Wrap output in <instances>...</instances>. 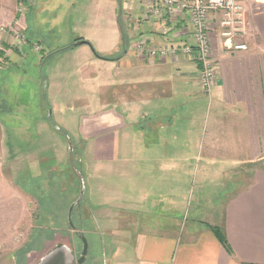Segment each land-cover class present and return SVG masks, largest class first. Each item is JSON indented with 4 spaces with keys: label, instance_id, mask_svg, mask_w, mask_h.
<instances>
[{
    "label": "crops",
    "instance_id": "crops-1",
    "mask_svg": "<svg viewBox=\"0 0 264 264\" xmlns=\"http://www.w3.org/2000/svg\"><path fill=\"white\" fill-rule=\"evenodd\" d=\"M45 1L0 0L1 10L11 9L4 17L15 36L0 67L44 52L27 34L31 25L53 24L55 10L71 17L82 8L90 25L106 23L101 50H94L101 58L81 43L91 45L83 35L56 51L46 93L66 129L79 123V134L68 133L100 264H264V0L249 7L247 50L226 47L211 22L218 78L209 94L194 57L151 60L137 51L143 41L192 45L187 18L163 35L147 15L149 0ZM64 57L73 68L56 74ZM21 116H0V244L14 242L36 200L28 187L50 184L72 159L67 144L49 136L45 118ZM9 129L17 131L11 144ZM77 186L74 180L62 189L71 198ZM8 255L0 264H16Z\"/></svg>",
    "mask_w": 264,
    "mask_h": 264
},
{
    "label": "rangeland",
    "instance_id": "rangeland-1",
    "mask_svg": "<svg viewBox=\"0 0 264 264\" xmlns=\"http://www.w3.org/2000/svg\"><path fill=\"white\" fill-rule=\"evenodd\" d=\"M42 1L43 3H47L45 0ZM18 9H15L16 13H19ZM81 9L74 13V17L69 16L72 12L55 10L52 13V18H48L53 24L49 23L45 27H37L30 24L31 29L27 34L28 39L33 47L39 44L44 52H31L30 57L19 66L13 65L10 62L0 67V104L2 102L8 104V107L3 106L8 112L2 111L0 112V116L7 115L8 117H13L22 115L21 117L27 118L26 121L30 119L32 121L38 120L40 117L45 118L52 130L49 136H52L53 139L55 137L59 138L61 142H64V145L67 144V152H71L70 146L74 147V140L68 131H71L74 135L79 134V123H70V130L68 128L67 130L66 123L59 121V117H61L60 112L56 110L55 113L54 106H50V100H47L46 95L48 90V71H50L51 66L52 68L55 67V63L57 62L55 58L56 51L67 47L71 43V40L74 39V35L87 37L91 41V49L99 51L101 50L100 39L108 28L106 23L99 24V26L90 25L91 13ZM65 13H67L68 17L64 21L60 20L57 22V20H53ZM4 14L9 16L11 9L7 11L0 9V63L5 62V52L12 45L10 44V40L15 37L12 26L5 22L7 18L4 17ZM121 16L123 17V14ZM4 38L7 39L6 42L8 43L4 41ZM102 44L105 45L106 43L102 42ZM82 48L88 49L87 46H82ZM73 63L74 60L72 58L64 57L60 60V66L57 67L56 74H58L60 68L71 70ZM51 73L53 74V71ZM68 116L67 114L64 117L68 118ZM31 124L33 125V123ZM9 125H13L17 129L24 126V123H9ZM25 125L27 124L25 123ZM7 132L6 141H9L11 144L13 136L17 131L12 132L9 129ZM18 135L17 137L19 138ZM16 145L18 144L16 143ZM71 155V161L66 163V165H63V163L60 168L62 169L61 172H58L57 177L60 176L59 180L55 175H52L50 184L46 182L45 187L38 185L41 181L35 183V186L28 187V192L35 194L36 200H33L34 202L28 205V213L21 222L14 242L0 244V258L5 260L9 256L8 254L12 253L16 264H39L46 255L56 248L65 245L72 250L75 257L74 264H77V260L80 258L82 252V243L76 233L83 232L90 240L89 258L83 264H94L90 261V258L95 252L93 249L97 240L93 234L95 226L93 225L94 222L90 219L89 209L88 211L82 209L86 207L84 203L87 199V194L84 177H79V171L76 172L79 166V162L77 161L79 156L74 152H71ZM74 180H77L78 194L70 198L67 193L65 194V187L62 189V186L65 183L70 184ZM48 184L49 186H47ZM83 185L85 189L83 201L75 206L72 215L71 222L75 227L73 229L69 222L68 214L72 204L77 202L80 197ZM87 193H89V190ZM81 209L84 211L82 219L80 218L82 216L80 213ZM101 225L104 228V224L101 223ZM98 228L99 226H97L96 231L99 233Z\"/></svg>",
    "mask_w": 264,
    "mask_h": 264
},
{
    "label": "built area",
    "instance_id": "built-area-1",
    "mask_svg": "<svg viewBox=\"0 0 264 264\" xmlns=\"http://www.w3.org/2000/svg\"><path fill=\"white\" fill-rule=\"evenodd\" d=\"M147 15L162 24V34H169L173 27L189 21L192 45L154 46L147 41L137 45V51L151 60H166L178 55L194 57L199 66L198 83L209 94L217 84L218 70L212 47L211 22L216 23L225 46L233 51L247 50L249 34L248 10L259 0H149Z\"/></svg>",
    "mask_w": 264,
    "mask_h": 264
},
{
    "label": "water",
    "instance_id": "water-1",
    "mask_svg": "<svg viewBox=\"0 0 264 264\" xmlns=\"http://www.w3.org/2000/svg\"><path fill=\"white\" fill-rule=\"evenodd\" d=\"M81 43L82 44H88L87 42H84V41ZM70 150H72L71 146H70ZM84 194H85V189H84V185H83L80 197L78 198L77 202L72 204V206L69 210L68 219H69V222H70L71 227L73 229L75 228L71 222L73 211H74L75 206L82 201ZM76 235L82 243V252H81L80 258L77 260V264H83L87 260V256L89 253V241L83 232H77ZM74 261H75V257L72 253V250L69 249L67 246L62 245V246L56 248L55 250H53L48 255H46L39 262V264H74Z\"/></svg>",
    "mask_w": 264,
    "mask_h": 264
},
{
    "label": "trees",
    "instance_id": "trees-1",
    "mask_svg": "<svg viewBox=\"0 0 264 264\" xmlns=\"http://www.w3.org/2000/svg\"><path fill=\"white\" fill-rule=\"evenodd\" d=\"M19 1H20V2H23L24 0H19ZM125 38H126V33L122 31V40H125ZM79 41H81V40H79ZM87 45L91 46L89 43H88ZM69 48H71V47L69 46V47H67V48L60 49V50L62 51V50L69 49ZM93 51H94V50H93ZM94 53H95V55H96L98 58H101V56H100L97 52L94 51ZM103 59L107 60V59H109V58H103ZM214 231L217 233L218 237H219L220 239H222V235H221L217 230L214 229ZM88 239H89V238H88Z\"/></svg>",
    "mask_w": 264,
    "mask_h": 264
},
{
    "label": "flooded vegetation",
    "instance_id": "flooded-vegetation-1",
    "mask_svg": "<svg viewBox=\"0 0 264 264\" xmlns=\"http://www.w3.org/2000/svg\"><path fill=\"white\" fill-rule=\"evenodd\" d=\"M88 241H89V253H88V256H87V260H88V258H89V254H90V240L88 239ZM95 249H93V251H94ZM101 258V257H100ZM100 258L94 253V254H92V256H91V260L90 261H92L94 264H100ZM86 260V261H87Z\"/></svg>",
    "mask_w": 264,
    "mask_h": 264
}]
</instances>
